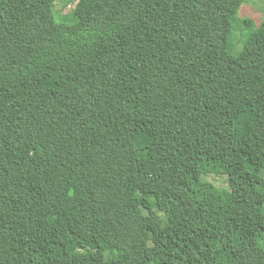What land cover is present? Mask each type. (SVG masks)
I'll use <instances>...</instances> for the list:
<instances>
[{
  "label": "trees",
  "instance_id": "obj_1",
  "mask_svg": "<svg viewBox=\"0 0 264 264\" xmlns=\"http://www.w3.org/2000/svg\"><path fill=\"white\" fill-rule=\"evenodd\" d=\"M55 1L0 0V264H264V15Z\"/></svg>",
  "mask_w": 264,
  "mask_h": 264
},
{
  "label": "rangeland",
  "instance_id": "obj_2",
  "mask_svg": "<svg viewBox=\"0 0 264 264\" xmlns=\"http://www.w3.org/2000/svg\"><path fill=\"white\" fill-rule=\"evenodd\" d=\"M49 0H32V4L45 3ZM77 4V0H57L55 1V10L57 16H67L73 11ZM240 15L245 17H254L256 20L260 19L264 15V2L262 0H251L245 3L241 10ZM208 181L213 182L219 188H228V177L225 174H209L204 176Z\"/></svg>",
  "mask_w": 264,
  "mask_h": 264
}]
</instances>
